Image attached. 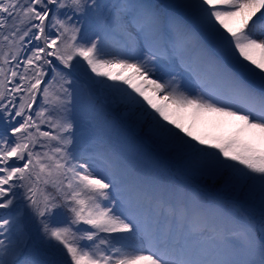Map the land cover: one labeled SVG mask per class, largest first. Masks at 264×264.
Masks as SVG:
<instances>
[{"label": "snow or ice", "instance_id": "6c2138e0", "mask_svg": "<svg viewBox=\"0 0 264 264\" xmlns=\"http://www.w3.org/2000/svg\"><path fill=\"white\" fill-rule=\"evenodd\" d=\"M81 90L177 171L78 122ZM0 264H264V0H0Z\"/></svg>", "mask_w": 264, "mask_h": 264}, {"label": "rangeland", "instance_id": "374dc122", "mask_svg": "<svg viewBox=\"0 0 264 264\" xmlns=\"http://www.w3.org/2000/svg\"><path fill=\"white\" fill-rule=\"evenodd\" d=\"M108 2L115 3L118 2V0H108ZM154 2L164 7L169 5L171 3V0H154ZM122 44L123 37L120 34L114 35L109 40V47L112 50L121 47ZM77 59L80 58L77 57ZM75 62L76 61L74 60L73 64H75ZM60 68H63L62 71L68 69L70 72H72V69L64 68L63 65H60ZM83 71L84 69H81L80 72L77 74L81 78L83 75ZM92 75L94 76V74ZM71 77L76 79V76H70L69 78L71 79ZM167 78L168 77H165V79ZM108 82L112 83V81ZM97 99H99V103H97ZM74 103V113L76 115L77 121L81 124L87 122V119L89 118V113L92 112V109L94 107L97 112L103 113V117L107 122V125L111 128H114L116 132L119 133L121 140L129 142L137 151L151 158L161 168H165L171 171H177L179 165L175 161L157 152V150L146 138L139 136L136 131L130 129L127 126L126 122H122L124 114L116 110L115 106H108L103 101L102 96H100L99 94L95 97H89L86 95L84 90H81L76 96ZM186 127L192 129L196 134L205 138L230 137L234 135L237 131L236 126L231 123L230 118L215 113H204L197 117L190 116ZM42 129L48 130L46 126H42ZM97 131L98 138L89 140L87 144L82 145L83 148H95L98 146H102V144L107 143L109 141V136L105 135L103 130L98 129ZM226 195H228L229 199H235L237 201L242 200L241 197H234L231 194ZM248 210L253 216L259 219L258 208L248 207ZM42 259H44L45 261H50L53 259H58V257L54 256L51 252H47L42 256Z\"/></svg>", "mask_w": 264, "mask_h": 264}, {"label": "bare ground", "instance_id": "6f19581e", "mask_svg": "<svg viewBox=\"0 0 264 264\" xmlns=\"http://www.w3.org/2000/svg\"><path fill=\"white\" fill-rule=\"evenodd\" d=\"M189 117H190V116H189ZM189 117H188L187 119H185V120L182 121V122L185 124V126H187V122H188ZM215 120H216V119H215Z\"/></svg>", "mask_w": 264, "mask_h": 264}]
</instances>
